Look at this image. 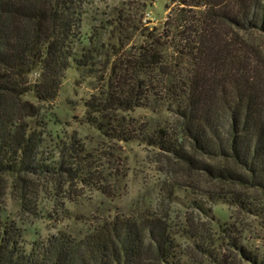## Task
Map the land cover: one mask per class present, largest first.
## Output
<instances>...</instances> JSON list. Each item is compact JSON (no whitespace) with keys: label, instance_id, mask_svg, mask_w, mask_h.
I'll return each instance as SVG.
<instances>
[{"label":"trees","instance_id":"1","mask_svg":"<svg viewBox=\"0 0 264 264\" xmlns=\"http://www.w3.org/2000/svg\"><path fill=\"white\" fill-rule=\"evenodd\" d=\"M78 1L0 0V264H188L180 241L199 245L198 236L152 209L97 218L86 224L85 234L55 228L45 237L28 236L6 216V185L17 190L24 209L43 193L59 198L66 186L69 193L80 187L104 193L80 140L57 145L62 162L46 156L42 111L56 101L74 69L96 83L85 102L88 125L111 141L141 143L189 173L232 189L216 196L207 192L202 197L209 201L259 213L264 84L258 72H246L244 58L218 28L249 19L251 29L264 33V0H181L180 7L205 10L186 16L182 9L168 17L154 34L143 35L134 51L125 50L128 23L118 13L108 23L115 37L104 55V45L89 40L84 46L80 39L84 13ZM30 73L36 83H28ZM138 110L164 112L173 120L139 126L133 115ZM176 191L174 186L162 197L170 202ZM249 191L258 193L260 202ZM196 205L205 211L201 202Z\"/></svg>","mask_w":264,"mask_h":264},{"label":"rangeland","instance_id":"2","mask_svg":"<svg viewBox=\"0 0 264 264\" xmlns=\"http://www.w3.org/2000/svg\"><path fill=\"white\" fill-rule=\"evenodd\" d=\"M180 2L79 0L78 10L84 13L80 39L84 46L89 40L104 45L100 53L104 55L107 45L115 37L108 23L121 13L129 29L122 36L125 50L134 51L144 41L143 35L154 34L155 28L163 25L168 17H176L182 9L186 16H191L190 10H205L180 7ZM249 21L245 20L242 26L222 22L218 33L225 43L240 52L246 72H258L264 84V33L251 29ZM95 87V81H84L82 74L74 69L69 71L58 98L52 105L44 107L42 116L48 124L46 156L62 162L64 156L55 151L57 145L63 148L69 146L74 137L80 140L91 154L90 164L95 168L97 179L103 180L101 188L104 193L83 187L69 193L66 186V193L59 194V198L54 200L50 194L43 193L38 198H31L32 206L24 209L17 190L7 182L4 193L6 216L16 221L28 236L39 233L45 237L55 233V228L85 234L86 224L94 223L97 218L152 209L163 217L168 214L173 224L190 227L198 236L199 245L194 240L180 241L188 264H255L252 258L256 264H264V209L260 207L259 213H253L231 202L209 201L202 197L207 196V192L216 196L232 189L207 179L201 173H189L178 163L160 157L154 149L141 143L125 144L105 138L86 121L85 102ZM133 115L141 122L139 126L156 127L158 123L173 120L164 112L138 110ZM174 186L177 187L175 196L170 202L164 200L162 193ZM247 194L255 199H252L254 202H260L261 198L255 191ZM198 202L202 203L204 212L197 207Z\"/></svg>","mask_w":264,"mask_h":264},{"label":"clouds","instance_id":"3","mask_svg":"<svg viewBox=\"0 0 264 264\" xmlns=\"http://www.w3.org/2000/svg\"><path fill=\"white\" fill-rule=\"evenodd\" d=\"M27 80H28V83L29 84H33V83H36V80L33 78L32 74H28L27 76Z\"/></svg>","mask_w":264,"mask_h":264}]
</instances>
